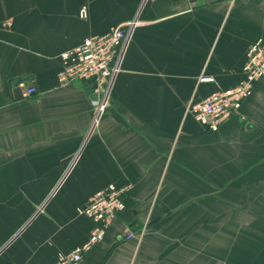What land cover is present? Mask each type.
<instances>
[{
  "label": "crops",
  "instance_id": "1",
  "mask_svg": "<svg viewBox=\"0 0 264 264\" xmlns=\"http://www.w3.org/2000/svg\"><path fill=\"white\" fill-rule=\"evenodd\" d=\"M133 20L92 131L90 88L61 87L60 55ZM258 40L264 0H0V264L85 245L77 210L111 183L126 208L84 264H264V80L216 133L186 114L239 84Z\"/></svg>",
  "mask_w": 264,
  "mask_h": 264
},
{
  "label": "built area",
  "instance_id": "2",
  "mask_svg": "<svg viewBox=\"0 0 264 264\" xmlns=\"http://www.w3.org/2000/svg\"><path fill=\"white\" fill-rule=\"evenodd\" d=\"M87 8L80 11L86 20ZM8 24V23H7ZM140 25L133 20L112 28L103 36L89 37L83 43L60 55L61 87L68 88L77 82L85 83L91 91L90 106L94 115L95 130L111 107V94L116 76L121 71L123 56L134 30ZM264 80V40L252 43L247 51V61L242 69L239 84L226 91H218L201 101H191L186 114L210 133H216L230 118L238 115L243 104L254 92L256 83ZM199 84H215L214 78L202 74ZM37 94L35 87L25 89V98ZM95 95L96 99H92ZM130 186L111 183L78 208V214L94 224L88 242L74 250L59 253L56 264H84V256L105 240L107 231L117 216L126 208L124 197Z\"/></svg>",
  "mask_w": 264,
  "mask_h": 264
},
{
  "label": "water",
  "instance_id": "3",
  "mask_svg": "<svg viewBox=\"0 0 264 264\" xmlns=\"http://www.w3.org/2000/svg\"><path fill=\"white\" fill-rule=\"evenodd\" d=\"M92 99L95 100V99H96V96L93 95V96H92ZM242 126H243V127H246V128H250V127H251L250 125H247V122H242Z\"/></svg>",
  "mask_w": 264,
  "mask_h": 264
}]
</instances>
